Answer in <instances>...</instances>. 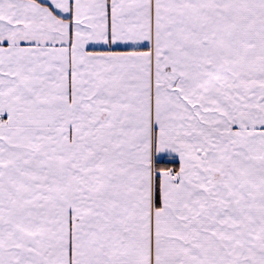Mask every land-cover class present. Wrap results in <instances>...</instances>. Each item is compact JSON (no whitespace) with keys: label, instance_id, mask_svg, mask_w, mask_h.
<instances>
[{"label":"snow or ice","instance_id":"1","mask_svg":"<svg viewBox=\"0 0 264 264\" xmlns=\"http://www.w3.org/2000/svg\"><path fill=\"white\" fill-rule=\"evenodd\" d=\"M0 264H264V0H0Z\"/></svg>","mask_w":264,"mask_h":264}]
</instances>
